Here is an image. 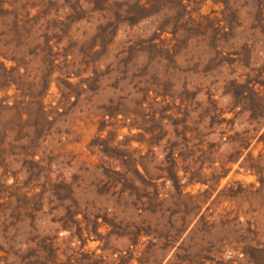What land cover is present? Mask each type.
<instances>
[{"label":"rangeland","instance_id":"rangeland-1","mask_svg":"<svg viewBox=\"0 0 264 264\" xmlns=\"http://www.w3.org/2000/svg\"><path fill=\"white\" fill-rule=\"evenodd\" d=\"M0 264H264V0H0Z\"/></svg>","mask_w":264,"mask_h":264},{"label":"trees","instance_id":"trees-1","mask_svg":"<svg viewBox=\"0 0 264 264\" xmlns=\"http://www.w3.org/2000/svg\"><path fill=\"white\" fill-rule=\"evenodd\" d=\"M193 220H194V219H193ZM193 220H192V221H193Z\"/></svg>","mask_w":264,"mask_h":264}]
</instances>
